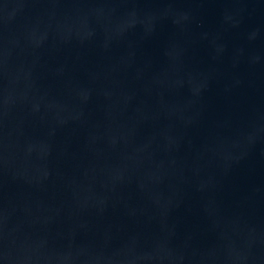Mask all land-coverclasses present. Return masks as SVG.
<instances>
[{
  "label": "water",
  "instance_id": "1",
  "mask_svg": "<svg viewBox=\"0 0 264 264\" xmlns=\"http://www.w3.org/2000/svg\"><path fill=\"white\" fill-rule=\"evenodd\" d=\"M0 264H264V0H0Z\"/></svg>",
  "mask_w": 264,
  "mask_h": 264
}]
</instances>
